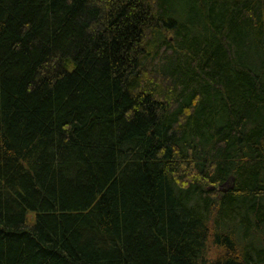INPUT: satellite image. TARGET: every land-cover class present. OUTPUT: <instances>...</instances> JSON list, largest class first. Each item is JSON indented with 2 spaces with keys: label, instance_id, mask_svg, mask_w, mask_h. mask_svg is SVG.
<instances>
[{
  "label": "trees",
  "instance_id": "16d2710c",
  "mask_svg": "<svg viewBox=\"0 0 264 264\" xmlns=\"http://www.w3.org/2000/svg\"><path fill=\"white\" fill-rule=\"evenodd\" d=\"M0 264H264V0H0Z\"/></svg>",
  "mask_w": 264,
  "mask_h": 264
},
{
  "label": "rangeland",
  "instance_id": "374dc122",
  "mask_svg": "<svg viewBox=\"0 0 264 264\" xmlns=\"http://www.w3.org/2000/svg\"><path fill=\"white\" fill-rule=\"evenodd\" d=\"M228 186H229V184H227V186H225L224 188H228ZM215 254H217V249L214 248V251L212 252L211 255H215Z\"/></svg>",
  "mask_w": 264,
  "mask_h": 264
}]
</instances>
